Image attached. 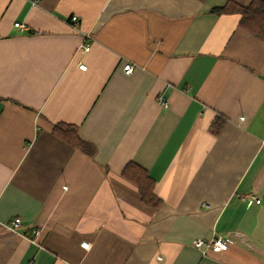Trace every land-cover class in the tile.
<instances>
[{
  "label": "crops",
  "instance_id": "obj_1",
  "mask_svg": "<svg viewBox=\"0 0 264 264\" xmlns=\"http://www.w3.org/2000/svg\"><path fill=\"white\" fill-rule=\"evenodd\" d=\"M228 1L0 0V264H264V41Z\"/></svg>",
  "mask_w": 264,
  "mask_h": 264
},
{
  "label": "trees",
  "instance_id": "obj_2",
  "mask_svg": "<svg viewBox=\"0 0 264 264\" xmlns=\"http://www.w3.org/2000/svg\"><path fill=\"white\" fill-rule=\"evenodd\" d=\"M212 11L217 14H239L241 16L240 25L264 41V0H253L248 5L228 1L224 6L216 7ZM215 124L214 130L218 132L221 123ZM53 132L74 146L86 148L88 145L73 125L59 123L54 126ZM122 174L137 185L142 199L147 204L154 207L160 205L161 200L154 192L156 181L144 167L135 162H128Z\"/></svg>",
  "mask_w": 264,
  "mask_h": 264
},
{
  "label": "built area",
  "instance_id": "obj_3",
  "mask_svg": "<svg viewBox=\"0 0 264 264\" xmlns=\"http://www.w3.org/2000/svg\"><path fill=\"white\" fill-rule=\"evenodd\" d=\"M72 21L77 23L79 21V18L77 16H73L72 17ZM15 25L19 26V27H25V25H23V24H21L19 22L15 23ZM90 36H91L90 33H86L85 34V39H89ZM80 50L82 52H84V53H87L90 50V44L88 42L85 43L81 47ZM79 67L81 69H86L87 68L86 64H84L82 62L79 63ZM134 68H135V65L133 63H126L125 66H124V71H125L126 74H130V73L133 72ZM161 102L163 104H165L166 103L165 98H162ZM255 199H256L257 202H260V199H258V198H255ZM22 225H23V221H22L21 218H15V219L11 220L10 223H9V227L12 230H14L17 233H21V234L23 233L21 231ZM40 233H41V229L38 228V229L34 230V235L35 236H38ZM229 243H230L229 240H227V239H225V238H223L221 236L211 240L210 242H206L203 239H196V240L193 241V244L196 247H198V248H203V247L205 249L211 248V249H213L215 251H221V250L227 249L229 247ZM81 245L84 248H89L90 247V243H88V242H82Z\"/></svg>",
  "mask_w": 264,
  "mask_h": 264
}]
</instances>
